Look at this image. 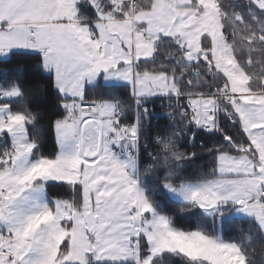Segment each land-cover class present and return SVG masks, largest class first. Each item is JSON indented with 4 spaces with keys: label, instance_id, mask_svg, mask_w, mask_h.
Listing matches in <instances>:
<instances>
[{
    "label": "snow or ice",
    "instance_id": "obj_1",
    "mask_svg": "<svg viewBox=\"0 0 264 264\" xmlns=\"http://www.w3.org/2000/svg\"><path fill=\"white\" fill-rule=\"evenodd\" d=\"M256 245L264 0H0V264H257Z\"/></svg>",
    "mask_w": 264,
    "mask_h": 264
},
{
    "label": "trees",
    "instance_id": "obj_2",
    "mask_svg": "<svg viewBox=\"0 0 264 264\" xmlns=\"http://www.w3.org/2000/svg\"><path fill=\"white\" fill-rule=\"evenodd\" d=\"M46 139L48 141L49 148H51L52 144L54 143V140L51 137H48L47 135H46ZM255 258L256 260H259L257 264H264V249H262L260 245H256Z\"/></svg>",
    "mask_w": 264,
    "mask_h": 264
},
{
    "label": "built area",
    "instance_id": "obj_3",
    "mask_svg": "<svg viewBox=\"0 0 264 264\" xmlns=\"http://www.w3.org/2000/svg\"><path fill=\"white\" fill-rule=\"evenodd\" d=\"M159 105H160V102L159 101H157V109L159 110Z\"/></svg>",
    "mask_w": 264,
    "mask_h": 264
},
{
    "label": "rangeland",
    "instance_id": "obj_4",
    "mask_svg": "<svg viewBox=\"0 0 264 264\" xmlns=\"http://www.w3.org/2000/svg\"><path fill=\"white\" fill-rule=\"evenodd\" d=\"M259 260H257V263H258Z\"/></svg>",
    "mask_w": 264,
    "mask_h": 264
}]
</instances>
